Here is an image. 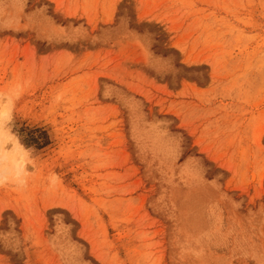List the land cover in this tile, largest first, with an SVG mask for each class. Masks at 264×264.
<instances>
[{
	"label": "rangeland",
	"instance_id": "374dc122",
	"mask_svg": "<svg viewBox=\"0 0 264 264\" xmlns=\"http://www.w3.org/2000/svg\"><path fill=\"white\" fill-rule=\"evenodd\" d=\"M17 82L0 264H264V0H0Z\"/></svg>",
	"mask_w": 264,
	"mask_h": 264
},
{
	"label": "clouds",
	"instance_id": "9594fccd",
	"mask_svg": "<svg viewBox=\"0 0 264 264\" xmlns=\"http://www.w3.org/2000/svg\"><path fill=\"white\" fill-rule=\"evenodd\" d=\"M26 89V82H17L0 88V189L11 187L25 189L37 171L40 156L34 148L26 147L14 131L18 105ZM62 100L57 94L55 101ZM60 181L57 173L48 177V186L55 187Z\"/></svg>",
	"mask_w": 264,
	"mask_h": 264
},
{
	"label": "trees",
	"instance_id": "16d2710c",
	"mask_svg": "<svg viewBox=\"0 0 264 264\" xmlns=\"http://www.w3.org/2000/svg\"><path fill=\"white\" fill-rule=\"evenodd\" d=\"M23 143V142H22ZM25 146H28V144H26V143H23Z\"/></svg>",
	"mask_w": 264,
	"mask_h": 264
}]
</instances>
